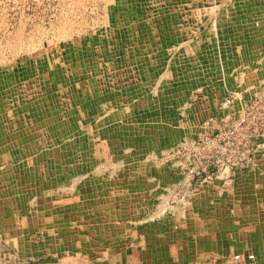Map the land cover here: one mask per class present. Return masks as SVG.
<instances>
[{
  "label": "rangeland",
  "instance_id": "obj_1",
  "mask_svg": "<svg viewBox=\"0 0 264 264\" xmlns=\"http://www.w3.org/2000/svg\"><path fill=\"white\" fill-rule=\"evenodd\" d=\"M180 1L0 0V157L10 163L18 158L23 169L33 166L40 149L16 133L33 115L40 131L51 130V141H66V135L42 124L50 117L67 135L78 125L77 136L87 142L84 150L76 144L62 151L51 167L53 178L55 169L59 173L53 181L43 179L42 164L38 176L21 173L18 181L8 175L12 182L0 177V264H106V247L121 243L138 244L144 264H194L185 245L196 247L204 228L211 235L216 231L213 213L191 210L194 194L216 195L218 186H235L245 169L251 168L252 179L263 173L264 0H210L202 6L185 0L194 12L234 13V22L222 16L216 28L207 23L208 43L198 28L183 36L197 48L189 53L198 60L187 68L191 54L173 51L179 34L166 33L170 25L162 32L156 20L157 10L166 21ZM185 1L183 10L191 11ZM136 8L148 16L135 20ZM147 34L156 35L149 43L159 51L151 62L157 67L152 79L141 75L147 65L136 57L131 62L120 45L121 36L126 47ZM201 42L206 45L199 51ZM126 72L132 86L109 92L106 81H123ZM108 103L122 113L102 141V120H81L79 113L106 115ZM77 105L79 113L72 110ZM75 153L82 156L75 172L59 166ZM72 184L97 188L91 204L85 198L75 203ZM52 190L63 196H51ZM67 201L82 211L108 213L74 216L78 206L62 210ZM247 252L246 259L239 251L229 253L228 264H258L248 259L255 252Z\"/></svg>",
  "mask_w": 264,
  "mask_h": 264
},
{
  "label": "bare ground",
  "instance_id": "obj_2",
  "mask_svg": "<svg viewBox=\"0 0 264 264\" xmlns=\"http://www.w3.org/2000/svg\"><path fill=\"white\" fill-rule=\"evenodd\" d=\"M184 1L185 0H181L180 2L175 4L176 5V9H175L176 13H172V16L170 18L166 17V21L164 20V12H160V11L157 10L156 11V20H158L157 23H158V25H160L159 28L162 26V32L164 30V32L167 31L166 33L172 31V32H177L179 34L178 35L179 37L176 36L175 38H180L179 39L180 42H178L175 39H173L176 42V46L178 47V49H177V47H174V49H176L175 52H178V53L181 52L183 55H185V58H186V53H187V55L191 54L190 56H188V61H187V59H185V62L186 61L188 62V63H185L186 64L185 68H187L189 65L191 67L193 65V63L198 60V57L193 56L192 53H189L190 51H196L197 48L194 47L192 49L191 45H188L187 40H185L186 38H184L183 36L189 37L190 32L191 33H195V32H197L196 29L198 28L200 30V32L203 31L202 33L204 34L203 36L205 37V41L204 42L208 43L209 34H208L207 29H206L207 23L210 21V23L213 24L214 28H216L217 25H214V23L217 22L216 20H218L220 22V20H219L220 18H222L221 21H224V17H222V16H228L229 18L228 17L227 18L225 17V18L228 19L231 22H234V13L231 14V15L228 14V13H226V14L222 13L221 14L220 12L218 14H215L214 13L215 10H212L210 12H207L205 10H202V11L198 10V12H194V10H191V8L193 6L192 5H188L186 3L187 0L185 1L184 5H185V7L186 6L187 7L190 6L189 9L191 11H184L182 6H181V4ZM209 1L210 0H199V6L208 4ZM180 6H181L182 9H180ZM231 13H232V11H231ZM126 15L128 16L127 13H126ZM129 15L131 16L132 14L129 13ZM208 15H210L212 17L209 18ZM142 16H146L147 17L148 15L146 13H144L142 9L136 8L135 13H134V17H136L137 19H135V20L139 21L140 17H142ZM233 24H231V25H233ZM167 25H170L172 27L165 31V28H166ZM244 27H242V28L240 27V28L243 29V30H246L247 27L246 26H244ZM182 33H184V35H182ZM157 34H158V32H157ZM127 35L128 34H126V36ZM169 36H171V35L169 34ZM153 37H156V35L152 36V35H148L147 34V35H145V39H144L145 41H140V40L136 39V44H133V45H130V46H126V47H125V44H123L124 43L123 36L120 37V39H121L120 45H122L121 49L125 48L124 50H126V49L128 50V51L126 50V52L130 55L131 62L133 61V58L136 57L137 59H139L140 62H141V60L143 61L140 66H143L145 64L147 65V67L144 66L145 71L144 70H140V72H141L142 76H145V77L150 78V79L153 78L152 77L153 76L152 72H156V68H157V67H154L151 64V62L154 59V57H157L159 55V52L153 51L154 48L152 49V46H150L151 43H149V42H150V40L153 39ZM181 39H184V41H181ZM214 39H216V38L214 37ZM204 42H201L199 44V51H201L202 48L205 47L206 43L204 44ZM146 59H149V60H146ZM160 60H161V58H160ZM173 61L175 63H179L180 62V58H173ZM204 61L209 63L208 59L204 60ZM146 68L150 72H146ZM129 80H131V77L129 76V73L126 72L125 73V77L123 78V81L113 79V81H111V82L110 81H106L107 84L105 83V86H106V88L109 89L108 90L109 92H113V91H116L117 89L121 90V87L123 86V84H125L127 86V90H128L132 86ZM103 82H104V80H103ZM155 83H156V81H155ZM113 84H115V85H113ZM115 86H117V87H115ZM136 89H137L138 92H140L139 85L136 86ZM124 102L126 103V101H124ZM124 102L121 101V102H119V104L121 106H126L124 104ZM66 103H70V101L67 100ZM109 107H110V103H108V113L106 115H101L99 112H87V111H82V112L79 113L80 106L78 107V105L74 106L72 108V110L79 113L81 120H89L90 117H92V118H96V117L100 118L102 120V122H103V127L100 128L101 140L102 141H106L108 139L109 135H110L111 130H113V128H115L116 124L118 123L117 121L120 120L119 116L122 113V111H119V113L118 112H114L113 108H111V107L109 108ZM77 110H79V111H77ZM120 110H122V109L120 108ZM31 116H26V117H31ZM102 116H104V117H102ZM52 120H54V119L50 117V120H46L45 119L46 122H43L42 124H44L45 126H51V127L54 126L55 128L59 129L58 133H61V135L64 136V137L66 135V138H65L66 141H63L62 138H60V139L56 138L55 140L51 141L52 139L48 136V134L50 133L51 130H49V128L46 129L47 133H43L42 131H40L38 129V127L36 126V124L34 123V122H37V121L35 120V117L33 115L31 122H29L25 127L23 125L18 127L17 130H16V133L18 135H20V137L22 138V139L19 138V140H22L23 142H27V144L32 143L37 149H40V154H36V155L32 156L33 160H34L33 166L26 167L24 169L21 168L22 167V165L20 163L21 160H18V158H16L14 161H12V163H10L8 161V159L4 160L3 157L2 158L0 157V160L2 161V164L0 163V169H1L0 170V177L4 178L6 176V179H7L6 181L9 182L10 180H8V177H9L8 175H12V174H14V175L10 176L12 178L11 180H13V178L16 179L15 176H17V174L19 175L21 173L24 176H26V177L27 176L29 177L31 175L38 176V175H41V169L39 167V164H42V166H46V168L42 169V172H43L42 173V177H43L44 180H49V179H51V177H52V175L54 173V170L51 169V167H55L54 164H56L55 162L57 161V157H59L62 154V151L64 149H68L70 145H72V147H74L76 144H79V147H81L84 150V148L86 146L85 143H87V142L83 141L82 137L79 138L77 136V135H79V133H78L79 132V126L78 125H74V127L72 126L74 131L72 132V134L67 135L66 133L67 132L69 133V130H67V129L63 130L61 128V126L59 127V126H57L56 123L51 122ZM72 127H71V129H72ZM93 129H94V127L92 128V131H93ZM5 132H7V131H5ZM36 136H39V140L41 139L37 143L38 145L33 141V140H35ZM76 136H77V138H76ZM6 147H3V148H6ZM79 155L81 156V154H79V153H75V155L73 154L72 159L68 158V161H67V163H65V165L60 164L59 166H63V168H67L68 167V168L71 169L72 172H75L76 171L77 162H78L77 158H78ZM81 159H82V156H81ZM17 162H19V164ZM56 165H58V164H56ZM63 168H60L59 170L62 171ZM55 173L57 174L56 175V178H57L59 173H58V171L56 169H55ZM19 177H20V175H19ZM19 177H17L16 180H18V181L21 180V179H19ZM56 178L52 177L51 180L53 181ZM4 180L5 179H3V181ZM68 180H70L69 176L66 177V181L65 182H67ZM10 182H12V181H10ZM71 182L72 183H76V180L72 178ZM100 184H102V183H100ZM76 187H77L78 190H76ZM76 187H74V184H72V187L69 188L72 192L75 193V195H79L81 193H95L96 189H97L96 187L93 188V187H90V186L89 187L88 186L81 187V188H79L78 186H76ZM65 190H66V188L65 189L62 188L59 191L57 189V192H64ZM8 191H10V190L8 189ZM114 192L115 191H113L112 193H114ZM118 192L120 194V193H122V190L118 188ZM66 193H68V192H66ZM49 194L51 196H55V195L56 196H60L59 194H61V193H55L52 190V191L49 192ZM126 194L127 193H124L122 196L125 197ZM62 196H63V194H61V197ZM125 198L128 199L130 197H129V195L128 196L126 195ZM69 202H71V203H69ZM75 206H79V205L78 204H73L72 201H67V203L65 205V208H63L62 210H72L73 209L72 207H75ZM71 214L73 215V213H71ZM99 215L100 214L97 213V216H99ZM101 218L102 217H100V219ZM96 219H97V217H96Z\"/></svg>",
  "mask_w": 264,
  "mask_h": 264
},
{
  "label": "crops",
  "instance_id": "obj_3",
  "mask_svg": "<svg viewBox=\"0 0 264 264\" xmlns=\"http://www.w3.org/2000/svg\"><path fill=\"white\" fill-rule=\"evenodd\" d=\"M153 51L159 52L158 50ZM260 163L258 167L264 169V158ZM259 168L256 169L259 170ZM249 169L242 170L243 172L240 171L236 175L237 182L235 186H229L227 189H224L227 184L218 186L216 195H209L204 190L205 194H203V191L200 189L201 192L198 190L200 193L194 194L195 198L198 199H196V203L191 207L193 208L191 210L202 214L213 213V223L215 224L216 231L211 235L206 232L207 228H204L206 231L200 234L199 243L196 247L190 244L188 246L185 245L187 248L185 252H187L191 263L208 264L211 262L228 264L229 253L235 250L239 251L243 259H246L247 256L245 257V255L249 254L247 252L249 250L255 252L256 256L254 254V258L258 264L259 262L264 264V170H262L263 173L260 172L256 176V179H252L254 176L251 177L249 175ZM96 192L74 194L77 197L75 203H80L85 198L88 199L87 205L91 204V199H95ZM214 196H217L219 199L217 198V201L211 200ZM89 211L92 212V215H94L93 213L103 215L108 213L105 211L96 212L92 208H88V211H82L78 206L77 213H73V215L75 216L76 214L78 216L80 212L84 215H91ZM24 221V225H28L29 221L26 216ZM123 244L121 243L119 244L120 247L116 245L117 247L113 248L109 243L110 246L104 250L106 264H144L141 257L142 250L138 244L136 246L130 244L127 247ZM142 244L144 243L141 242ZM168 246L172 247V251L175 248L173 244H169ZM226 246L230 248H226Z\"/></svg>",
  "mask_w": 264,
  "mask_h": 264
},
{
  "label": "built area",
  "instance_id": "obj_4",
  "mask_svg": "<svg viewBox=\"0 0 264 264\" xmlns=\"http://www.w3.org/2000/svg\"><path fill=\"white\" fill-rule=\"evenodd\" d=\"M234 258H235V259H239L240 257H239L238 255H235ZM253 258H254V257H253L252 255H249V256H248V259H250V260L253 259Z\"/></svg>",
  "mask_w": 264,
  "mask_h": 264
}]
</instances>
